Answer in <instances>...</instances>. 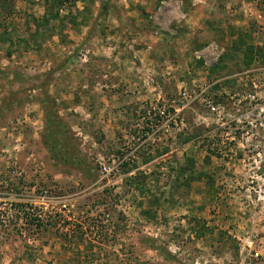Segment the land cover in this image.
Returning <instances> with one entry per match:
<instances>
[{
	"label": "rangeland",
	"instance_id": "1",
	"mask_svg": "<svg viewBox=\"0 0 264 264\" xmlns=\"http://www.w3.org/2000/svg\"><path fill=\"white\" fill-rule=\"evenodd\" d=\"M0 264H264V0H0Z\"/></svg>",
	"mask_w": 264,
	"mask_h": 264
},
{
	"label": "built area",
	"instance_id": "2",
	"mask_svg": "<svg viewBox=\"0 0 264 264\" xmlns=\"http://www.w3.org/2000/svg\"><path fill=\"white\" fill-rule=\"evenodd\" d=\"M185 95H186V92L183 91V92H182V97L185 98ZM213 108H214V107H212V109H213ZM115 166H116V165H112V166L106 168V166L103 165V169L105 170V172H106V174H107V173H108L110 170H112V168L115 167ZM103 176H105V175H103Z\"/></svg>",
	"mask_w": 264,
	"mask_h": 264
}]
</instances>
